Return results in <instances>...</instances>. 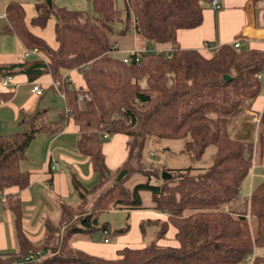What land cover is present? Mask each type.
Returning a JSON list of instances; mask_svg holds the SVG:
<instances>
[{"label":"trees","instance_id":"obj_1","mask_svg":"<svg viewBox=\"0 0 264 264\" xmlns=\"http://www.w3.org/2000/svg\"><path fill=\"white\" fill-rule=\"evenodd\" d=\"M89 1L95 16L83 10L57 7L52 2L51 7L44 2L36 6L30 24L42 28L54 17L55 47L31 31L20 4L11 2L7 6L8 27L27 48H37L46 58L0 64V76L22 73L35 80L43 72H49L59 82L68 111L58 114L60 120H49L46 109H37L21 119L19 131L0 136V192L27 186L29 173L21 169L20 162L29 142L38 132L60 130L66 122L61 121L63 118L73 119L78 129V151L89 157L92 171L99 178V183L87 188L72 176L71 183L81 203L91 192L95 194L91 204L81 210L80 202L76 206L60 203L58 221L67 220L64 244L61 242L64 247L52 257L23 264H239L252 253L250 264H264V253L260 252L264 250V178L250 187L248 218L246 210L232 213L228 209L240 196L241 181L254 172L255 165L264 166V105L258 110L254 143L232 138L228 130L243 113L253 111L252 103L263 82L254 73L264 70V50L243 49L231 43L216 45L210 54L204 55L197 49L173 47L179 29L201 23L204 0H124L126 21L121 33L131 31L129 28L133 26L139 29L137 40L147 43L145 48L152 43L156 47H173L168 61L145 52L138 62L125 63L122 56L112 54L109 39L111 25L120 18L115 0ZM258 1L252 0L254 4ZM84 62L89 64L79 67ZM153 63L155 66H149ZM72 69L81 75L84 85L80 88H72L66 79L65 72ZM224 75L230 78L225 80ZM159 77L161 81H155ZM148 86L155 93L145 90ZM145 107L148 111L141 114ZM125 120L131 128L137 125L138 131L127 130ZM104 133L127 137V156L114 170L105 164ZM131 136L135 137V143L136 139L139 141L132 149ZM151 136L181 138L179 152L188 158L187 164L144 166L140 174L135 173L130 168L131 162L143 163L144 147ZM210 146L214 153L206 159L209 163L203 165ZM163 171L170 176L161 178ZM135 174L143 180L125 184ZM106 175L111 176L108 184L114 182L100 190L99 184ZM151 176L160 183H155ZM145 193L150 207L164 214L163 218H146L141 222L158 225L154 240L141 247L125 246L118 250L116 258L92 255L71 245V234L108 230V224L100 223L98 216L110 210L109 205L115 203L116 209L126 211L144 208ZM5 196V205L14 215L18 248L13 253H1V264H12L40 249L45 253L46 224L53 221L44 217L43 238L30 241L22 228L20 198L10 193ZM250 217L252 223L256 222L254 232L248 223ZM127 228L114 231L123 232ZM169 229L173 230L177 244L159 243Z\"/></svg>","mask_w":264,"mask_h":264},{"label":"crops","instance_id":"obj_2","mask_svg":"<svg viewBox=\"0 0 264 264\" xmlns=\"http://www.w3.org/2000/svg\"><path fill=\"white\" fill-rule=\"evenodd\" d=\"M46 1L0 0V64L16 63L18 61L35 58L34 54L23 56L24 47L26 46L21 42L17 33L9 28L6 11L7 6L11 2L20 4L23 7L26 24L33 33L42 36L48 45L51 46V43H53L54 46L52 47L56 46L54 41L55 20L53 18L51 19L50 17L46 25L42 28L36 25L31 26L30 24L31 18L36 14V6L43 2L47 4ZM55 1L51 0L52 4L57 7H66L65 4L75 7V1L77 0H59L57 4ZM263 1L260 0L257 3L260 4ZM218 2L220 5L218 9L211 8L209 2L208 5H203V18L199 25L177 31L176 41L178 46L184 49H197L202 54L207 55L206 52L208 51L203 46L205 42L213 45H221L241 41L245 49L255 48L264 50V12L260 11L257 17L255 12L258 6L257 3L254 4L252 0H218ZM76 5L78 4L76 3ZM136 37L135 31H127L125 34L119 33L109 36L111 45L114 44L117 50L114 53L124 55L132 49L145 48L147 43H140V46H138ZM49 39H52V42H49ZM152 45L155 44L152 43L149 47L155 49L160 48ZM65 73L70 78L69 81L72 88L77 89L84 85L77 69H72ZM2 78L0 76V136L19 131L21 129V119L33 114L37 109H47L49 120L59 119L58 114H64L63 110H65V106L63 98L51 88L52 76L49 72H43L35 80L28 79L22 73L15 74L12 77V83L8 87L3 85ZM33 81L43 88L41 95H37L31 91V83ZM262 89L263 87L261 88L260 94L252 103L253 111L248 110L253 114L257 113L256 115H258V110H261L264 105V90ZM61 106L64 109L60 110ZM61 121L66 122L63 123L60 130L53 131L52 133L38 132L29 142L25 151V158L23 159V161L31 160V163L28 164V169L25 170L22 166L23 161L20 162L21 169L29 173V183L27 186L22 189L11 187L0 192V197L2 198V201H0V211L2 212V216H0V254L13 253L18 248L16 238L14 239V215L12 210L5 205L6 194L10 193L20 198L23 232L33 242L40 241L44 236L45 228L43 226V218H51L50 216L56 214L57 210L53 200L45 194V191L51 190L52 193H55L59 197L70 195L66 175L60 171V168L65 163L77 169L79 161L82 158L75 154L78 151L76 146L77 126L72 118H63ZM126 139L127 137L123 134H114L108 142L103 143L102 151L105 156V164L110 170H114L125 160L127 156ZM170 141L169 139H163L161 141V150L167 154H169L168 152L177 153L181 148V142L178 145ZM214 150L212 146L207 149L206 156L204 157L205 161L207 158H210ZM109 156H111L113 163H115L113 167L108 166ZM180 156V158H176V156L167 155L163 159H167V167L174 166L175 164L186 165L188 161L185 155L182 154ZM86 157L89 160V157ZM170 159H174V161L170 162ZM52 165H56L57 168H51ZM89 167L92 171L90 160ZM134 178L136 179L129 181L130 184L135 180H143V177L139 175H136ZM143 202L144 208L140 210L145 211L146 215L149 216L148 218L157 219L164 217L163 213L157 212L150 207L151 203L146 193L143 196ZM43 213L46 216H43ZM58 214L59 210L57 216ZM170 232L172 234L173 230L171 229ZM88 247L89 250L83 246H77L76 248L90 254L94 253L93 255L99 257H105L107 254L106 250L95 249L91 243L88 244Z\"/></svg>","mask_w":264,"mask_h":264},{"label":"rangeland","instance_id":"obj_3","mask_svg":"<svg viewBox=\"0 0 264 264\" xmlns=\"http://www.w3.org/2000/svg\"><path fill=\"white\" fill-rule=\"evenodd\" d=\"M59 0H56L55 3L57 4ZM75 1V0H74ZM78 5H76L75 3V7H71L70 5L65 4V6L67 8L70 9H80L83 10V12L87 13L89 16H95V11L94 8L92 7L91 3L89 0H77L75 1ZM202 5H208V1L204 0L201 1ZM115 5L116 8L120 11V18H118L117 20L114 21V23L111 25L112 27V32L110 33V36H112L113 34H119L122 32L124 23L126 21L125 18V12H124V0H115ZM257 8L255 9V12L257 14L258 17V13L264 12V1L257 3ZM25 14V12H24ZM54 17H51V19ZM53 23V22H51ZM132 26V25H131ZM135 26V24H134ZM52 27V26H51ZM131 31H135L138 32V30L135 27H131L129 28ZM9 31V30H8ZM55 44H56V40ZM49 42H52V39H49ZM140 43H144V41H140L138 40V46H140ZM51 46H54L53 43H51ZM155 46V45H152ZM178 46V44H174L173 47ZM160 48H158L160 50V53L156 54L154 52L153 56L156 57H160L162 60L164 61H168V59L165 56V53H170L172 52V46H168V48L166 46H159ZM167 49H166V48ZM151 49H155L153 47H149ZM171 48V49H170ZM239 48H243L245 49L243 46H240ZM32 49H36L34 56L39 59H43L46 58L45 55L43 53H41L39 50H37V48H32ZM30 48H26L24 47V52H23V56H25L26 51H30L32 50ZM147 49V48H145ZM151 52V51H150ZM207 55L210 54V52H206ZM113 55L119 56L121 57L123 54H116V53H112ZM44 56V57H43ZM145 63H147V60L144 61ZM87 64H89V62L85 63H81L79 65V67H83L86 66ZM149 66H155L154 63L152 65ZM164 72V70L162 71V73ZM82 81V79H81ZM155 81H161V78H156ZM262 87L264 90V79L262 80ZM56 82L55 80H51L50 86L51 88L57 93L59 94L60 97H62V94L60 92L59 89V85L58 87H55L53 85V83ZM143 79H140L139 83L141 84V86H143L142 83ZM147 85V84H146ZM141 88V87H140ZM149 89H145L148 90L150 93H155V91L151 90V87L148 86ZM43 93V92H42ZM56 98V96H54ZM83 96H79V98L82 100ZM87 99V98H84ZM110 107V105H109ZM55 110L56 107H54ZM64 109L63 106L60 107V110ZM47 110V109H46ZM64 113H66V111H68L67 108H65V110H63ZM148 111L147 107H145L144 109H142L140 111L141 114H146V112ZM257 114V113H256ZM253 114L249 111H246L245 113H243V115L241 117H239L238 119L234 120L233 124H231L229 130V134L232 138H237V139H247L249 141H252L254 143L255 141V136H256V129H257V124H258V120H259V114L256 115ZM249 119V120H248ZM142 120V119H141ZM150 121V120H148ZM146 123H149V122ZM145 122V121H144ZM249 123V124H247ZM126 125V129H132L133 131H138V126L134 125L132 126V128L130 127V123L126 122L125 120V124ZM139 125H142V122L140 121ZM246 127V128H245ZM125 129V128H124ZM247 129V130H246ZM113 135H108L107 133L103 134V139L105 140L104 142H108L111 137ZM152 138H148L144 147V156L145 158L142 159L143 163L138 162L137 161H132L131 163H133L132 166H130V168H134L135 173L140 174V172H142L141 168L144 166H155V167H160L162 165L164 166H168L167 163V159H163L165 158V156H176V158H180L182 155V152L177 151V153L175 152H168L164 153L161 150V141L163 139H155L153 136H151ZM135 137L133 138V136H131V140L129 141V144H131V141H133V145H130V148L132 149L136 143H138V139H136V143H135ZM168 139V138H165ZM171 140L170 142L173 143L175 142L176 144H180L181 142V138H177V139H169ZM78 150V148H77ZM79 151H77L75 154L79 157L82 158V160L79 161L78 167L77 169H74L72 167V165H67V164H62L60 171H62L64 173V175H66V181L68 182V192H70L69 196H65V197H59L58 195H55V193H52L51 190L49 191H45V194L49 197H51V199L54 202V205L56 207V214L51 215L49 217H46V221H48V218L53 221L52 223H47L46 225L47 227V233L45 235V245L47 246V251L44 253L43 251L37 250L36 252H40L36 253V259L34 261H42L46 258L52 257L55 253H57L59 250H61L63 246H61V242L64 240V228L66 225V221H61L59 223V217L57 216V212L59 210V204L60 203H67L70 206H76L79 202L81 203L80 199L78 198L77 193L75 192L72 183H71V179L72 176L75 175L77 180L79 182H81L84 186L86 187H91L93 186L97 181L99 183V178L97 173H94L90 170L89 167V160L88 158L83 155V154H79ZM134 153V152H133ZM146 153V154H145ZM175 153V154H174ZM175 158V157H174ZM188 159V158H187ZM252 160H254V157L252 158ZM23 161V160H22ZM174 159H170V162H173ZM208 160L202 162L204 163L203 165H207ZM187 162V161H186ZM31 163V160H25L22 162V166L25 170L28 169V164ZM206 163V164H205ZM198 163L194 164V166H196ZM115 165V163H113V160L111 158V156L108 157V166L113 167ZM54 166V169L57 168L56 165H52ZM140 167V169L138 168ZM261 171H262V167L260 168L259 166L255 165L254 167V172H253V176H251V174H249L245 179H243L241 181V185H240V196L238 198V200L236 202H234L233 204H231L230 207H228V209L232 212V213H237V212H243L245 211L246 214L245 216H247V218L249 217V212H250V205H249V201H248V192L250 190V187L256 185L259 180H261ZM108 177H106L100 184H99V189L101 190V187L107 186V185H111L112 183H109V178L111 176L106 175ZM136 176L133 175L131 177H129L125 184L130 183L129 181H132ZM152 179V178H151ZM263 179V178H262ZM129 180V181H128ZM154 182L158 181L160 183V180L157 178L152 179ZM107 183V184H106ZM122 183V182H120ZM157 183V184H159ZM162 185V184H161ZM96 188V189H98ZM95 194H93L92 192L87 195L86 200L84 202L81 203V206H79V208H81V210H85L88 205L91 204L92 199L94 198ZM247 198V199H246ZM0 201H2V198L0 197ZM94 202V201H93ZM66 205V204H65ZM110 210L108 211H103L99 213L98 216V221L100 223L106 222L108 224V230L107 233H104L101 229L95 230L94 232L90 233V234H83V233H75V234H71L70 235V243L72 246H83L85 247L87 250H89L88 248V244H92L93 247L95 249H100V250H106V255L103 258H116L118 257V250L125 247V246H130V247H137V246H144L145 244H147L148 242L152 241L155 239V233L157 231L158 225L156 224H141V222L143 220H145L146 218H148L149 216L146 215L145 211H141L140 209L138 210H118L116 209L117 205L115 203H113L112 205H109ZM115 208V209H112ZM65 209V207H64ZM112 209V210H111ZM43 213V216H46V214ZM0 216H2V212L0 211ZM49 216V215H48ZM58 217V218H57ZM2 218V217H1ZM54 218V219H52ZM70 220V219H69ZM249 226L251 227V230H253L254 232V227H256V222L252 223L251 217H250V221L248 222ZM53 225V226H52ZM56 226V230H54V226ZM52 226V229H49ZM121 227H128L126 230H124L123 232H115L114 230L119 229ZM141 228L144 229V231L141 230ZM171 228V227H170ZM173 229V228H172ZM54 230V231H53ZM171 230L169 229L161 238V240H158L161 243H165V244H177V241L175 238H173L171 232ZM104 238L107 239V242H104ZM14 239H15V235H14ZM64 244V241H63ZM18 245V244H17ZM55 251V252H54ZM259 252V251H258ZM261 253H264V250L260 251ZM90 254V253H89ZM92 255L94 253H91ZM97 256V255H96ZM3 261H0V264ZM246 260H242L241 263L239 264H245ZM10 264L8 262H5V264ZM25 263L24 257L23 259L20 260H16L13 261L12 264H23Z\"/></svg>","mask_w":264,"mask_h":264},{"label":"built area","instance_id":"obj_4","mask_svg":"<svg viewBox=\"0 0 264 264\" xmlns=\"http://www.w3.org/2000/svg\"><path fill=\"white\" fill-rule=\"evenodd\" d=\"M209 5H210V7L213 8V9H218L219 6H220L218 0H211L210 3H209ZM136 29L138 30V28H136ZM232 44H233L235 47L242 46V42H241V41H235V42H233ZM203 46H204V49H206L208 52H210V51H212V49H213L216 45H213V44H211V43H209V42H205ZM111 51H113V52H116V51H117V50H116V47L114 46V44L111 45ZM150 51L153 52V53L155 52L156 54L160 53V50H159V49H151V48H147V49H145V48H143V49H132V50H130V51H127V52L122 56V60H123L125 63H130V62H132V61L138 62V61L142 58V56H143V54H144L145 52H150ZM35 52H36V49H32V50H30V51H26V53H25L26 55H25V56H29V55H31L32 53H35ZM171 55H172V52H170V53H165V56H166L167 58H170ZM254 76H255L258 80L262 81V80L264 79V70H261V71H258V72H256V73H254ZM12 77H13V75H11V74H7V75L3 76V78H2V83H3V85H4L5 87L10 86V84L12 83V82H11V81H12ZM66 79H67V81L70 80V78H69V76H68L67 74H66ZM31 84H32V85H31V91H32L33 93L37 94V95H41L42 92H43V88H42L38 83H35L34 81H33V83H31ZM53 85H54L55 87H58L59 82L56 81V82L53 83ZM51 168H54V166H51ZM251 176H253V172H252ZM151 178L154 179V177H152V176H151ZM261 178H264V166L262 167ZM155 183H159V182L156 181ZM0 195H1V193H0ZM104 233H107V230H104ZM103 240H104V242H107V239H106V238H104ZM36 253L41 254L39 251L36 252ZM36 253H30V254L26 255V256L24 257V260H25L26 262H27V261H34V260L36 259ZM253 256H254V253H252V254L246 256V258H245V260H246L245 264H250L251 261H252V259H253Z\"/></svg>","mask_w":264,"mask_h":264},{"label":"water","instance_id":"obj_5","mask_svg":"<svg viewBox=\"0 0 264 264\" xmlns=\"http://www.w3.org/2000/svg\"><path fill=\"white\" fill-rule=\"evenodd\" d=\"M47 2V5L49 6V7H51L52 6V4H51V0H47L46 1ZM230 77H229V75H224V79L225 80H228ZM168 176H170V174L168 173V172H166V171H163L162 173H161V178H165V177H168Z\"/></svg>","mask_w":264,"mask_h":264}]
</instances>
